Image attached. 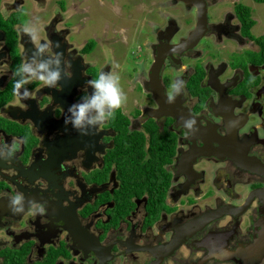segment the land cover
I'll return each mask as SVG.
<instances>
[{
    "label": "flooded vegetation",
    "instance_id": "1",
    "mask_svg": "<svg viewBox=\"0 0 264 264\" xmlns=\"http://www.w3.org/2000/svg\"><path fill=\"white\" fill-rule=\"evenodd\" d=\"M142 1L136 30L119 0H0V145L20 144L0 159V264H264V3ZM43 44L69 75L21 100L15 73ZM101 72L129 100L81 135L65 117Z\"/></svg>",
    "mask_w": 264,
    "mask_h": 264
},
{
    "label": "clouds",
    "instance_id": "2",
    "mask_svg": "<svg viewBox=\"0 0 264 264\" xmlns=\"http://www.w3.org/2000/svg\"><path fill=\"white\" fill-rule=\"evenodd\" d=\"M37 22H30L22 26V33L27 35L31 42L35 43L38 39L39 28ZM59 43L55 44L59 48ZM49 45H39L32 57L23 62L18 68L15 75L20 78L15 81L13 85V92L21 100L31 99V93L25 87L33 80H39L45 86L56 88L62 78L69 75V73L62 69L61 62L63 58L62 53H56L55 56H46L39 61L36 57L40 53H45ZM70 63L67 67L70 68ZM89 87L93 89L90 95L82 97V101L75 103L69 107L68 113L65 117V124H71L81 135H89L90 132L85 131L86 128H97L102 126L109 119L114 117L117 110L123 108L127 103V96L120 86L119 75L112 73L101 72L96 79L87 81ZM23 89V91H21ZM178 92V90H177ZM173 97L169 96V102ZM195 120H188L185 126L189 129L193 127ZM20 150V144L13 141L11 145H0V159L10 160L14 157L15 153ZM25 198L23 194L17 193L12 196L9 201V208L13 214L19 215L24 213ZM30 208L33 210V215L43 216L46 213V208L42 204L34 201L29 202Z\"/></svg>",
    "mask_w": 264,
    "mask_h": 264
},
{
    "label": "rangeland",
    "instance_id": "3",
    "mask_svg": "<svg viewBox=\"0 0 264 264\" xmlns=\"http://www.w3.org/2000/svg\"><path fill=\"white\" fill-rule=\"evenodd\" d=\"M88 2H90V0H87ZM153 1V0H152ZM151 1V2H152ZM139 2H141V0H119V5H117L116 6V4L115 5H113V9H112V13H113V15H115V16H120V18L123 16V18L125 17V15L126 14H129V13H132V14H134L135 15V20L133 21V24L134 25H139L137 28H135L136 30H138L139 29V27H140V24H139V22H142V20L137 16V14H136V12H133L134 10H136V9H140L139 8V6H141L143 9H148V8H153V6L154 5H151L150 3H149V1L148 2H146V1H142V3H139ZM78 4H79V2H78ZM140 4V5H139ZM79 7L81 8V10H83V9H87V16H89L90 17V15H91V13L95 10V9H97L98 7H97V5H96V3L95 2H93V3H80L79 4ZM83 8V9H82ZM212 9V8H211ZM260 15L261 17H262V15L264 14V4H261L260 6H259V8L257 9V10H255L254 12H253V14L252 15H254V17L255 18H257V15ZM113 15H110V16H113ZM216 15H217V12L216 11H210V16H211V19L212 20H215V18H216ZM152 16H155V14H152ZM140 20V21H139ZM262 22H263V27H264V17L262 18ZM141 29H143V26H141ZM91 35V33L89 32L88 33V36H90ZM120 42V41H119ZM129 96L130 95H127V99L129 100Z\"/></svg>",
    "mask_w": 264,
    "mask_h": 264
},
{
    "label": "water",
    "instance_id": "4",
    "mask_svg": "<svg viewBox=\"0 0 264 264\" xmlns=\"http://www.w3.org/2000/svg\"><path fill=\"white\" fill-rule=\"evenodd\" d=\"M180 1H183V2H187V3H193L199 10H202V9H200V3H201V1H197V0H180ZM203 13H204V9H203ZM204 19V18H203ZM202 22V25H204V20L203 21H201ZM201 29V25H200V28H198V26H197V28H196V30H195V34H198V32H199V34H200V30Z\"/></svg>",
    "mask_w": 264,
    "mask_h": 264
},
{
    "label": "trees",
    "instance_id": "5",
    "mask_svg": "<svg viewBox=\"0 0 264 264\" xmlns=\"http://www.w3.org/2000/svg\"><path fill=\"white\" fill-rule=\"evenodd\" d=\"M257 2L264 3V0H256Z\"/></svg>",
    "mask_w": 264,
    "mask_h": 264
}]
</instances>
